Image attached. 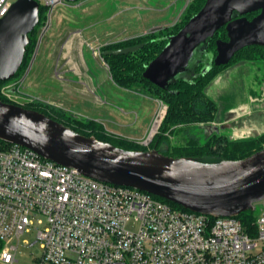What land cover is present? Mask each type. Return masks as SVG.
<instances>
[{
  "label": "water",
  "instance_id": "obj_1",
  "mask_svg": "<svg viewBox=\"0 0 264 264\" xmlns=\"http://www.w3.org/2000/svg\"><path fill=\"white\" fill-rule=\"evenodd\" d=\"M76 2L77 0H64ZM37 0H16L0 18V81L14 77L29 43L28 34L39 21ZM257 12L251 18L246 14ZM224 28L226 40H215V55L206 47L215 32ZM154 27L151 30L158 29ZM151 59L143 78L161 89L178 79L189 81L211 64H227L246 46L264 47V0H205ZM143 43L102 54H126ZM235 113L228 110L224 120ZM207 134L218 127L203 124ZM222 127V125H221ZM0 139L35 151L82 174L118 185H126L167 199L194 212L234 216L252 210L264 199V147L234 160L170 157L152 148L126 150L85 136L49 116L21 105L0 100Z\"/></svg>",
  "mask_w": 264,
  "mask_h": 264
},
{
  "label": "built area",
  "instance_id": "obj_2",
  "mask_svg": "<svg viewBox=\"0 0 264 264\" xmlns=\"http://www.w3.org/2000/svg\"><path fill=\"white\" fill-rule=\"evenodd\" d=\"M15 1L0 0V18ZM37 1L50 9L63 2ZM157 103L145 145L163 114ZM253 225L251 234L235 215L182 210L22 145L0 147V261L6 264L31 231L40 248L32 264H264V209Z\"/></svg>",
  "mask_w": 264,
  "mask_h": 264
},
{
  "label": "rangeland",
  "instance_id": "obj_3",
  "mask_svg": "<svg viewBox=\"0 0 264 264\" xmlns=\"http://www.w3.org/2000/svg\"><path fill=\"white\" fill-rule=\"evenodd\" d=\"M192 1L77 0L64 1L59 6L48 8L46 18L37 26L34 35L36 44L31 47L30 58L16 77L0 84V95L7 102L22 106L42 101L57 108L61 106L80 108L86 111L88 116L97 115L102 119L105 129L113 135L140 141L143 146L151 149L150 144L159 134L166 116L167 103L160 98L153 101L141 95L130 96L131 92L126 90H124L126 92L114 90L107 77L106 63L101 56L100 45L122 41L154 27L169 25L178 19L180 14L182 15ZM76 32L77 39L82 40L83 43L81 47L83 60L98 82H96L97 90L93 92L89 85L84 91L85 86L81 84L79 89L84 92L70 95L59 79L60 75L57 71L62 62L56 49L60 45V39L64 40ZM77 48L76 45L75 54ZM237 58L238 56L227 65L216 69L203 88L205 99L215 106L213 121L216 117L222 118L227 110L239 106H245L251 112L250 104L258 109L257 112L264 113V60H237ZM29 68L24 82L21 81ZM74 75L72 71L66 73V77L70 79ZM148 90L151 92L150 89ZM94 95L101 96L106 102L95 101ZM124 96H130L131 100L125 102ZM133 97L136 99L133 100ZM157 102H159V111H163V114L157 128L148 131L146 136L148 144L145 145L142 139L157 109ZM202 124L191 126L187 133L182 131L178 135H170V144L184 145L189 139L200 144L204 143L207 138L204 129L200 126ZM228 130L226 127L221 129L232 138L233 135H230ZM165 149L166 145L162 143L160 150ZM263 209L264 199L254 203L252 214L256 218ZM34 239L33 231L21 237L15 252L16 260L11 264H32L40 254L38 243L32 244ZM22 240H26L27 243ZM0 264L6 263L0 261Z\"/></svg>",
  "mask_w": 264,
  "mask_h": 264
},
{
  "label": "trees",
  "instance_id": "obj_4",
  "mask_svg": "<svg viewBox=\"0 0 264 264\" xmlns=\"http://www.w3.org/2000/svg\"><path fill=\"white\" fill-rule=\"evenodd\" d=\"M64 2V0H63ZM205 0H193L180 14L179 18L169 25L161 26L158 29L150 30L141 35H137L122 41L112 42L101 46V56L106 63L107 70L113 83L123 89L134 91L152 98H160L167 103V113L161 125V129L156 138L151 142L150 148L158 150L161 154L170 157H193V158H215L223 160H234L244 158L251 153L264 147V132L260 135L247 139H229L225 135L217 133L206 134V141L198 143L195 140L189 139L184 145H171L169 141L170 135H178L191 128L193 125L200 123H210L214 119V104L206 100L203 94V88L207 84L212 73L225 65L238 56L237 60H264V47L258 45H251L243 47L238 50L225 65L216 66L211 64L210 69L201 74L200 70L204 66L202 62L199 63L195 69L196 76L189 81L178 79L175 83L169 85L167 89H161L142 76L145 65L153 59L157 53L167 42L166 37L174 34L180 27L204 4ZM48 6L39 3V21L33 30L28 34L29 43L26 46L24 56L16 74L23 69L28 58H30L31 47L36 44L34 37L37 26L46 18ZM257 12L246 14L248 18L254 16ZM226 40V31L222 27L218 29L213 37L210 39L206 52L215 55V40ZM143 43L139 49L126 54H102L104 51L133 46ZM12 77L11 79H13ZM0 81V84L10 81ZM150 89L151 92L148 90ZM153 90V91H152ZM156 93H152L155 92ZM159 95H158V94ZM155 94V95H154ZM0 100L7 102L0 95ZM22 106V105H21ZM23 107L39 111L50 118L63 123L70 127L75 132L85 135L93 136L97 140L108 142L114 146L126 150H147L149 147L143 146L137 141L118 137L107 133L103 127L90 119L77 118L71 112L63 108L54 107L46 102H35ZM166 145L165 150H160L161 144ZM8 142L0 139V147H4ZM153 197L165 201L176 208L189 211V209L175 204L167 199L153 195ZM239 218L243 226L251 233L254 234L255 216L252 210H247L235 215Z\"/></svg>",
  "mask_w": 264,
  "mask_h": 264
},
{
  "label": "crops",
  "instance_id": "obj_5",
  "mask_svg": "<svg viewBox=\"0 0 264 264\" xmlns=\"http://www.w3.org/2000/svg\"><path fill=\"white\" fill-rule=\"evenodd\" d=\"M59 5H56V6H59ZM148 31H150V30H148ZM143 33H146V31ZM143 33H141V34H143ZM141 34H136L134 36L141 35ZM134 36H131V37H134ZM131 37H129V38H131ZM77 38L78 37H77V32H76V34L74 33L71 36L69 35L68 38H65L64 40L60 39V45L56 49V53H58V57L60 58V62H62L59 65L60 69L57 71L58 74L60 75L59 79H60L61 83L63 84V86L65 87L67 93H69L70 95L71 94H73V95L74 94H80V93L86 91L87 90L86 87L88 85L91 86V88L93 89L92 90V92H93V91L97 90L96 89L97 88L96 82H98L94 79L95 78L94 75H92V73L89 72V70L87 69V65L84 62L83 57L81 55V50H82L81 47H83V43H82V40L77 39ZM108 43H110V42H107L105 44H108ZM105 44L100 45V47L105 45ZM76 45L78 46V48L76 49L77 53L75 54ZM93 50L94 49H92V53L94 54ZM30 68L28 69L27 72L24 73V75L21 78V81H23L25 79V77L28 75ZM106 68H107V66H106ZM69 71H72L73 74H75L73 76V78H71V79L66 77V73H68ZM107 73H108L107 74L108 80L111 82L114 90H118L119 92H126V91L131 92L130 96H134V97H139L140 95L143 97H149V96H146V95H143L140 93L137 95L136 94L137 92L126 90V89H123V88L116 86L113 83V81L111 80V77L109 75L108 70H107ZM74 78H75V80H74ZM81 84H83L85 86V88L83 87L84 91L81 88L79 89V86ZM69 85H71V86H69ZM124 90H126V91H124ZM107 95H108V92L106 93V96ZM130 96H128V97L124 96L123 100L125 102H126V100L130 101L131 100ZM134 97H133V100L136 99ZM149 98H151L153 101L154 100L156 101L155 98H152V97H149ZM105 99H108V98L105 97ZM94 100L99 101L101 103L106 102V100H104V99L102 100L101 96H98V95L97 96L94 95ZM249 107L251 109V112L245 106H242V107L239 106L238 108L230 109V110L234 111L235 115L232 116L231 118H229L227 121L224 120V113H225L224 112L222 118L216 117V119L213 122L208 123V124L216 125L219 128L218 132H216V133L220 134V135L221 134L225 135L227 138H229L230 136L228 137L227 134H225V133H223V131H221V129L224 127L228 128L230 130V131L228 130V132H230V135L231 134L233 135L232 138L230 137L229 139H236L237 140V139H247V138L256 137V136H258L264 132V113L257 112L258 109H256L255 107H252L251 104ZM61 108H63L66 111L71 112L77 118L90 119V120H93V121L99 123L107 133L112 134L111 132H109L105 129L104 124L102 123L103 120L98 118L97 115L96 116H88L86 114V111L81 110L80 108H77V109L72 108V107H70V108L65 107L64 108V106H61ZM72 109H74V110H72ZM82 115H85V116H82ZM221 125H222V127H221ZM206 134L207 133H205V135ZM137 142H139V141H137Z\"/></svg>",
  "mask_w": 264,
  "mask_h": 264
}]
</instances>
